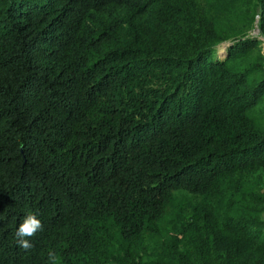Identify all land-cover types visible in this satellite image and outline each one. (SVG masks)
Segmentation results:
<instances>
[{
  "label": "trees",
  "instance_id": "16d2710c",
  "mask_svg": "<svg viewBox=\"0 0 264 264\" xmlns=\"http://www.w3.org/2000/svg\"><path fill=\"white\" fill-rule=\"evenodd\" d=\"M255 16L264 38V0H0V264H264Z\"/></svg>",
  "mask_w": 264,
  "mask_h": 264
},
{
  "label": "rangeland",
  "instance_id": "374dc122",
  "mask_svg": "<svg viewBox=\"0 0 264 264\" xmlns=\"http://www.w3.org/2000/svg\"><path fill=\"white\" fill-rule=\"evenodd\" d=\"M257 19L258 17L255 16V21L251 28H249L246 32V35L251 37H258V39L261 41L260 44H258L257 50L252 52L248 58L243 62L244 65L246 64H255L257 62H260V58L263 59L264 64V38L258 36V30H257ZM218 54H222L223 50L222 47L217 50ZM256 116L258 118H261L262 124H264V114L260 111L256 112ZM247 187L249 191L255 195H264V172L256 173L248 178L247 180ZM193 203L192 200H190L189 197H187L185 194H176V201L175 204L170 208L168 211V214L163 222V227L169 229L173 223L176 222L177 214L184 213L185 219L183 221H186L188 217L190 216V210H191V204ZM158 240H152L149 242V249L147 250L148 256L152 257L154 255L155 249L157 248Z\"/></svg>",
  "mask_w": 264,
  "mask_h": 264
},
{
  "label": "clouds",
  "instance_id": "9594fccd",
  "mask_svg": "<svg viewBox=\"0 0 264 264\" xmlns=\"http://www.w3.org/2000/svg\"><path fill=\"white\" fill-rule=\"evenodd\" d=\"M44 230L42 221L33 213L24 216L16 229V243L19 247L28 250L32 247L31 238ZM48 264H61V258L54 251L47 254Z\"/></svg>",
  "mask_w": 264,
  "mask_h": 264
}]
</instances>
